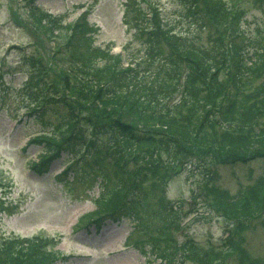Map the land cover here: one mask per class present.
<instances>
[{
	"label": "trees",
	"instance_id": "16d2710c",
	"mask_svg": "<svg viewBox=\"0 0 264 264\" xmlns=\"http://www.w3.org/2000/svg\"><path fill=\"white\" fill-rule=\"evenodd\" d=\"M35 1L28 0L29 18L54 45L45 56L22 59L29 75L21 90L27 98L21 101L32 105L27 114L38 119L57 104L65 111L44 124L48 136L31 141L42 151L31 168L41 173L62 151L74 156L84 147L83 160L68 169L90 167L93 178L104 184L93 216H132L143 233L139 244L149 243L153 255L173 260L186 250L183 256L192 258L191 244L178 246L172 236L176 206L158 191L165 190L175 163L264 158V16L245 31L237 6L232 9L223 0H184L180 15L190 17L198 33H206L207 41L197 43L200 34L189 38L168 28L157 11L148 17L136 10L143 39L137 52L143 54L122 57L94 45L86 15L64 26ZM252 2L264 9V0ZM128 60L133 66H123ZM204 146L209 160L199 152ZM260 182L262 187L234 204L225 201L223 190L202 186L206 205L236 221L229 252L241 239L246 225L242 216L264 203V177ZM148 218L154 222L149 224ZM46 244L41 238L4 239L0 264H51ZM207 253L213 256L210 262L219 254L214 249Z\"/></svg>",
	"mask_w": 264,
	"mask_h": 264
},
{
	"label": "rangeland",
	"instance_id": "374dc122",
	"mask_svg": "<svg viewBox=\"0 0 264 264\" xmlns=\"http://www.w3.org/2000/svg\"><path fill=\"white\" fill-rule=\"evenodd\" d=\"M226 1L228 6L238 3L237 0ZM241 1L236 10L242 14L245 31H250L261 22L264 9L252 0ZM27 3L28 0H0V199L3 202L0 204V239L38 232L60 236L61 243L56 249L62 252V256L54 264H147L151 257L143 254L137 246H125L140 238L141 233L135 227L134 218L121 216L115 220L105 219L80 229V219L83 218L79 217L94 208V199L101 189L96 180L93 181L89 170L81 167L62 177L63 181L57 179L67 159L65 154L54 159L42 174L30 168V163L38 160L41 146H27V140L44 126L35 116L27 118L24 115L28 111L21 101L25 95L18 89L25 81L27 67L22 64L21 58L36 54V48L45 56L53 43H49L43 33L34 28ZM147 3L157 8L163 20L171 23L168 27L174 32L186 33L189 38L200 34L202 37L197 43L207 41L206 33H198V27L190 17L177 19L176 16L179 12L183 14L186 5L182 0L36 1L42 9L61 15L59 19L63 24L73 20L85 8H91L89 20L98 26L96 44L113 45L115 51L124 46L129 52L140 49L143 44L135 14L140 7L147 10ZM65 33L63 35L67 37ZM33 38L36 43L30 46L28 43ZM12 45L25 49H16ZM64 111L62 104L52 106L43 120L55 122L56 112ZM202 148L198 151L209 160L210 153L202 151L206 150L205 146ZM176 168L168 171L165 190L161 187L158 193H163L167 202L179 197L184 199V209L180 213L182 228H173L172 236L178 246L186 242L191 244L192 258L183 260V251H178L177 259L181 260V264H199L206 254L209 257L205 258L206 263L210 264L213 256L207 251L214 248L219 252L222 246L227 245L236 222L226 221L217 214L216 208L205 206L204 200L207 198L199 188L204 179L202 173L190 171L186 165ZM213 168L215 174L210 184L225 190L231 198L237 199L242 190L245 197L248 196L250 192L245 191L247 187L251 190L262 187L260 179L264 177V158L249 157L245 163L216 164ZM191 196H194V201L189 202ZM254 206L257 208L248 209L244 214L246 216H242L246 225L241 239L231 254L225 255L222 264H264V217L257 216L264 210V203ZM192 209L198 212L196 217H193ZM187 212L188 215H185ZM149 219L147 221L152 224L154 221ZM147 248L148 245L144 250ZM197 250H202L204 255L198 257ZM153 264L164 263L156 260Z\"/></svg>",
	"mask_w": 264,
	"mask_h": 264
}]
</instances>
